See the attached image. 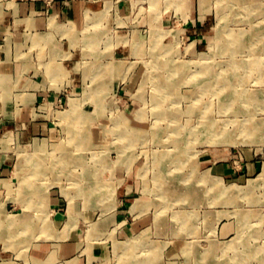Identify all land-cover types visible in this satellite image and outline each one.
I'll use <instances>...</instances> for the list:
<instances>
[{
  "label": "rangeland",
  "instance_id": "obj_1",
  "mask_svg": "<svg viewBox=\"0 0 264 264\" xmlns=\"http://www.w3.org/2000/svg\"><path fill=\"white\" fill-rule=\"evenodd\" d=\"M43 1L49 13L56 0ZM91 1L99 6L84 28H56L61 49L75 36L81 84L56 86V99L32 105L56 135L12 141L25 167L0 185V264H264V0ZM204 68L213 90L198 101ZM209 104L228 137L204 132ZM243 120L263 127L246 137L237 128ZM243 136L248 142H238ZM215 160L239 174L251 160L259 168L253 183L235 181L242 186L233 199ZM134 172L155 190L154 222L123 237L112 215ZM26 174L28 189L20 184ZM194 185L197 198H180L181 187ZM51 195L67 218L58 226ZM88 210V218L79 214ZM233 219L238 232L222 239L220 227ZM121 243L130 247L119 260Z\"/></svg>",
  "mask_w": 264,
  "mask_h": 264
},
{
  "label": "crops",
  "instance_id": "obj_2",
  "mask_svg": "<svg viewBox=\"0 0 264 264\" xmlns=\"http://www.w3.org/2000/svg\"><path fill=\"white\" fill-rule=\"evenodd\" d=\"M98 6L91 0H68L66 4L56 0L46 13L43 0H0V185L8 179L17 178L25 167V164L19 165L16 159L12 146L14 142L29 145L36 136L54 138L56 135V130L47 126L43 117L35 119L32 105L44 98L56 99L60 93L54 88L56 86L62 85L65 90L72 91L81 84L77 75L81 51L73 47L75 36L64 38L60 48L59 31L56 30L59 22L72 24L73 28L81 30L87 21L86 13ZM51 18L54 23H51ZM59 69L68 72L69 78L60 82L56 76ZM215 162L213 167L216 171L232 181L229 187H234V190L228 192V197L233 199L236 198V186H239L235 181L253 183V176L259 168L258 162L251 160L244 163V174H239L230 163ZM202 178L197 182H202ZM189 194L197 198L201 191L195 185L191 190L180 188V198H187ZM154 198L155 190L147 189L135 172L125 177L117 191L112 215L121 225V236L136 235L139 230L153 224ZM49 200L55 215L54 224L58 226L60 222L67 221L60 198L51 195ZM79 214L88 218L91 212L88 210ZM237 220L222 224L219 229L222 239L238 232ZM183 221L181 217V227ZM187 223L188 219L185 230L189 231ZM70 234H67L68 238ZM183 244L180 242L181 247ZM75 245L70 241L65 247L69 252ZM100 252L103 250L100 249Z\"/></svg>",
  "mask_w": 264,
  "mask_h": 264
},
{
  "label": "bare ground",
  "instance_id": "obj_3",
  "mask_svg": "<svg viewBox=\"0 0 264 264\" xmlns=\"http://www.w3.org/2000/svg\"><path fill=\"white\" fill-rule=\"evenodd\" d=\"M51 23H54V19L53 18H51ZM67 27H69V25L67 26ZM69 30H70V28H69ZM162 61V60H161ZM149 69V68H148ZM184 69H186V66H178V67H175V68H173L172 69V71H180V72H182ZM201 71L203 72V74H204V76H203V79H202V81H203V83L201 82V84H202V86L203 87H206V88H204V91L202 90H200V94L198 95V97H197V100L198 101H201V96L203 95V94H205V93H208V91H212L213 90V83H212V79L209 77V76H207V69H201ZM193 75H195V73L193 72V74H191V76L190 77H192ZM175 78V77H174ZM165 83V82H164ZM175 83V82H174ZM163 84V83H162ZM144 85V84H143ZM170 86H172L173 85V83H171V84H169ZM175 88V87H174ZM166 89V88H165ZM171 91H173V90H171ZM162 92H164V88H163V91ZM161 93V92H160ZM195 93H197V92H195ZM170 96V95H169ZM73 106H74V103H73ZM209 106H210V104L208 105V107H206V109L205 110H203V114H202V116H201V118H208L207 119V123H204L203 125H202V127H203V129H204V127L206 128V130L204 131V132H206L207 134H209V140H211V139H213L214 138V136H218L219 134H221V133H223V132H225V134H226V136L225 137H228L229 135H230V132H231V129L230 130H228L227 129V126H224V125H226L227 123L226 122H223V125H219V123L217 122V120L215 119V118H212V117H210L209 116V113H208V108H209ZM168 113V112H167ZM248 121H250L249 119H248ZM238 123V122H237ZM239 124H241V125H238L237 126V128L238 129H240V132H242L243 131V133L242 134H245V136L246 137H248V136H250L252 133H253V131L254 130H256V128L258 127V126H262L263 127V125L262 124H256V123H253V122H250V124L249 123H246V121H241V123L239 122ZM247 128V129H246ZM246 129V130H245ZM202 130V129H201ZM234 130V132H236V127L233 129ZM245 136H243L241 139H239V141L238 142H248V138H246ZM139 139V138H138ZM140 141V140H139ZM37 146V145H36ZM36 148V147H35ZM63 158H65V159H67L66 157H63ZM76 159V158H75ZM34 161L35 162H38V159H34ZM80 162H81V160H80ZM72 177V176H71ZM24 182V183H23ZM33 182V179L31 178V174H26V177L25 178H23L21 181H20V184H22V186L24 187L25 186V188H27V187H29L30 185H31V183ZM215 182H217V181H215ZM28 189V188H27ZM258 223V222H257ZM263 223V222H262ZM258 232H259V230H258ZM129 244L130 243H132V241L131 242H128ZM128 243H121V244H118V246L116 245V249L117 250H119V254H117V255H119V260H120V256H121V251H123V252H125V250H127V248H129L130 246H129V244ZM122 252V253H123Z\"/></svg>",
  "mask_w": 264,
  "mask_h": 264
}]
</instances>
